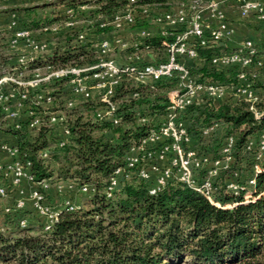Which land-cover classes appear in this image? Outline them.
Segmentation results:
<instances>
[{"label": "trees", "instance_id": "trees-1", "mask_svg": "<svg viewBox=\"0 0 264 264\" xmlns=\"http://www.w3.org/2000/svg\"><path fill=\"white\" fill-rule=\"evenodd\" d=\"M184 1L135 0L133 5L170 10ZM60 4L74 12L81 6H92V15L106 18L125 9L130 1L57 0L39 7H16L4 12L22 13L25 17L22 26L38 32L65 19ZM107 30L98 32L103 34ZM178 31L172 30V34ZM64 35L63 45L57 43L50 53L28 63L26 77L33 70L47 66L58 69L98 62L93 42L79 41L77 34ZM162 41L172 42L173 35L157 34L146 41L147 48L145 45L137 49L130 47L121 53L125 56L136 52L153 54L156 56L153 62L162 61L165 58ZM1 49L0 45V71L9 64V57ZM219 49L227 51L225 47L197 49L196 59L185 60L184 64L199 81L229 82L236 69L217 70L208 65L210 55ZM65 84L66 79H56L38 89L54 97L55 108L66 116L70 136L63 148L55 147L59 135L46 123L29 130L28 122L20 121L21 127L16 129L0 112V132L14 138L19 155L31 164L34 182L55 180L62 185H73L76 190L87 186L90 193L79 194L82 198L78 204L73 202L71 211L59 207L62 210L58 219L48 230L44 229V219L33 209L34 214L30 215L25 207L17 209L13 201L7 207L9 211L5 208L0 215V264H264V162L251 158L252 153L243 147L246 141L256 138L264 124V114L255 120L244 103L217 102L212 106L208 101L187 106L179 114L190 132V146L198 152L214 156L221 141L232 138L231 169L236 170L239 181L242 171L246 180L253 176V199L244 201L243 193L235 196L226 193L224 181L229 180L230 173L221 172L215 183L214 198L209 202L179 182L175 169L153 195L148 193L156 176L151 173L148 180L135 174L121 180L108 197L106 191L115 170L125 169L129 151L162 120L167 106L166 93L177 86V78L160 80L152 87L124 78L111 99L119 114L118 125L97 119V113L106 108L97 97L78 100L71 109L67 108L71 97ZM253 87L257 89L256 107L264 110V85L255 83ZM34 111L44 113L39 108ZM211 121L220 122V129L203 139L199 129ZM256 164L259 171L252 175ZM31 216L36 221H30ZM24 219L27 223L21 226L20 221Z\"/></svg>", "mask_w": 264, "mask_h": 264}, {"label": "built area", "instance_id": "built-area-1", "mask_svg": "<svg viewBox=\"0 0 264 264\" xmlns=\"http://www.w3.org/2000/svg\"><path fill=\"white\" fill-rule=\"evenodd\" d=\"M113 15L98 21L99 29H109L103 34L104 38L94 42L93 49L99 56L98 62L82 67H66L54 69L47 66L35 69L28 75V63L39 56H45L58 43L57 38L62 34H77L79 41H85V33L74 28L75 12L66 8L65 19L61 22L32 32L23 26L13 15L9 23V47L25 51L19 53L13 66L7 64L1 68L0 77V112L4 119L11 122L16 129L21 127L18 121L17 108L26 104L27 127L29 130L39 128L43 123L53 128L59 138L56 148H63L70 136L67 128V119L63 111L56 109L55 98L44 91H38L41 85L52 80L66 79L65 87L70 91L71 99L67 108L71 109L78 100L87 101L97 97L106 104V108L97 113V119L108 121L113 125L120 122L116 105L112 102L115 88L124 78H129L140 84H153L163 79L177 78V86L166 93L167 106L160 123L151 128L143 137L138 146L132 148L126 156L125 169H116L109 180L106 194L108 197L119 187L121 180H127L135 174L142 180H148L154 173V185L148 189L150 195L155 194L176 170V179L188 188L199 193L207 201L212 202L215 192V183L221 172H229L228 179L224 181V191L232 195L243 193L244 201L253 199V176L246 181L237 180L236 170H232L233 140L225 137L214 156L198 152L190 146V132L184 122L179 119V114L192 104L208 101L212 106L220 103H244L248 112L255 120L264 114V110L256 107L258 103L255 83L264 85V79L257 81L254 70L264 68V52L257 53L251 40H242L234 49L223 51L219 49L210 55L208 65L217 70L234 68V77L225 83L199 81L190 73L184 64L185 60L197 57V49H213L224 47V42L232 35L233 29L225 20L221 3L230 2L238 9L240 17L253 15L258 21H264V0H186L172 7L170 10H150L145 7L133 5L135 0ZM206 13L212 23L208 26L203 20ZM145 23V25H144ZM142 26L133 29L137 25ZM179 30L172 34V30ZM131 32L128 37L124 33ZM166 37L173 35V41L161 42L164 46V60L147 62L144 55L137 52L118 59L120 51L127 48L137 49L145 45L146 41L156 35ZM147 48V47H146ZM74 98V99H73ZM34 108H39L44 113L36 114ZM220 122L211 121L199 129L203 139L213 136L219 131ZM1 133V132H0ZM244 150L254 153V159L261 160L264 155V124L254 140L244 144ZM0 151L11 157V162L0 165L10 182L7 186H0V199L8 196V188H18L23 181L34 185L29 194L32 209L44 219V229L57 221L62 208H52L46 203V192L50 188L48 182H34L30 172L31 164L22 159L16 144H7L0 141ZM170 156H167L169 155ZM47 156L44 152L43 157ZM201 171H203L202 174ZM259 171L254 165L252 175ZM84 195L90 193V188L84 186L76 190L73 185L66 186ZM62 185L57 186V191H62ZM251 195V196H250ZM248 197V198H247ZM23 200H16L15 207L23 209ZM63 209L71 211L73 202H66ZM229 208L230 205H225ZM6 212L9 208L5 209ZM27 221H20L25 226Z\"/></svg>", "mask_w": 264, "mask_h": 264}, {"label": "crops", "instance_id": "crops-1", "mask_svg": "<svg viewBox=\"0 0 264 264\" xmlns=\"http://www.w3.org/2000/svg\"><path fill=\"white\" fill-rule=\"evenodd\" d=\"M54 0H0V34L6 37L7 41H5V52L8 54L9 58V65L13 66L16 63V58L19 55V53H22L25 51L24 47H20L19 49H11L9 47V37H10V29L9 23L13 19V15H15V19L19 22L18 25L22 26V20H24L23 14L18 13H12V12H4L5 10H9L16 7H39L43 5V3H49L53 2ZM85 6H81L78 8V11L80 14L84 15H92L91 12L94 10V7L89 6V8L85 11L83 8ZM60 11L62 14H64V11L66 7L64 5L59 6ZM221 9L223 10L225 20L227 21L228 25L233 29L232 35L224 42V47L227 51H230L234 49L242 40H251L253 44L255 45V49L257 53L264 52V21H258L253 15H247L245 17H240L238 9L235 5H233L230 2L223 1L221 3ZM203 20L208 26H211L212 23L208 20L207 14H203ZM83 22V21H81ZM85 24V23H81ZM131 34V32L124 33L125 37H128ZM104 34H99L98 36L92 38V35H88V42H98L104 38ZM59 38H57L58 41ZM118 59H125L127 56H125L124 53H121V51L117 55ZM144 60L147 62H153L156 60V56L153 54H145ZM257 81H261L264 79V68L261 70H254ZM27 106L26 104H23L21 107L17 108L18 111V121L24 122L27 120V112H26ZM0 141L7 144H14V138L9 134H3L0 133ZM11 157L7 155L6 153H3L0 151V165H5L9 162H11ZM10 182V175L6 177L4 171L0 169V186H7ZM29 187L30 191L28 190V193L30 194L31 190L34 188V185L32 183H29L27 181H23L21 185L18 188H13L17 190L16 197L21 196L24 194L23 187ZM14 199V200H15ZM18 200V199H17ZM2 201V199H0ZM16 201V200H15ZM30 201V200H29Z\"/></svg>", "mask_w": 264, "mask_h": 264}, {"label": "rangeland", "instance_id": "rangeland-1", "mask_svg": "<svg viewBox=\"0 0 264 264\" xmlns=\"http://www.w3.org/2000/svg\"><path fill=\"white\" fill-rule=\"evenodd\" d=\"M54 1H57V0H54ZM61 5V4H60ZM62 6V5H61ZM83 7V6H82ZM89 8L88 5H85V7L83 8L85 11ZM1 11V10H0ZM63 11V9L61 10ZM74 28L77 30V31H80V32H84L85 33V39L88 41V35H92L94 37L98 36L99 35V28H98V21L101 20L100 17H96L94 15H82L80 14L79 11L75 12V15H74ZM83 21V22H81ZM81 23H85V24H81ZM66 35L62 34L59 39H58V43L59 45H63L64 42H65V37ZM5 41H7L6 37L4 38V36H2L0 34V45L1 47H3V49H1L2 51V54L4 56H6V58H8V54L5 52V49L4 47L6 46L5 45ZM74 99V98H73ZM251 158H254L255 155L254 153L251 154ZM249 158H250V155H249ZM263 161L264 162V155L262 157ZM260 161V160H259ZM240 164L237 166V168H239ZM246 174L243 173L242 171V174H241V181H245L246 180ZM49 189H48V192L46 194V203L56 209V208H59L61 206L64 205V203L66 202H75V204H78L79 200L82 198V196H79V193L76 192L75 190H70L66 187V185H62V184H59L58 182H56L55 180H51L49 183ZM58 185H62V191L61 192H58L57 191V186ZM24 189V194L17 197L18 200H23L24 203H25V209L26 211L30 212V215L34 214L33 211H32V201L31 199L29 198V193H28V190L30 191L29 187H23ZM16 193H17V190L15 189H12V188H8V196L4 199H2V201H0V215H1V211L7 207H10L12 204H13V201L17 200L15 199L16 197ZM251 196V195H250ZM248 198V197H247ZM15 199V200H14ZM30 200V201H29ZM32 213V214H31ZM36 221L35 217L34 216H31L30 217V221Z\"/></svg>", "mask_w": 264, "mask_h": 264}]
</instances>
